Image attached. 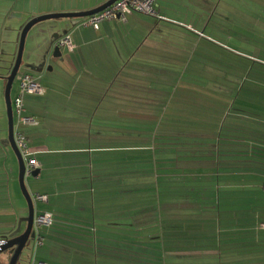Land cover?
<instances>
[{"label": "crops", "instance_id": "crops-1", "mask_svg": "<svg viewBox=\"0 0 264 264\" xmlns=\"http://www.w3.org/2000/svg\"><path fill=\"white\" fill-rule=\"evenodd\" d=\"M107 1L0 0V238L29 213L19 161L5 137L2 95L22 28L39 15L87 11ZM217 1L222 2L156 0L162 19L132 13L126 21L105 20L99 29L79 25L82 18L45 23L41 54L67 32L76 49L66 50L69 62L48 65L37 76L43 94L25 99V114L35 122L23 124L22 130L40 164L39 174L28 176L27 187L48 197L36 200L41 204L35 214L54 217L53 225L42 229V245L32 252L30 242V259L48 264H264V128L248 125L246 112L248 104H264L263 70L254 81L260 91L240 99L237 107L229 108V102L215 107L224 96L207 97L194 107V145L182 146L176 156L179 165L183 150L194 158L184 172L180 166L179 172L161 174L155 166L156 175L150 134H136L130 123L150 121L162 93L161 84H151L150 71L166 72V59L173 64L192 49L195 36L207 34L208 26L203 27L210 24ZM235 4L239 1L224 0L222 8ZM219 18L236 28L250 23ZM246 54L264 63L263 49ZM46 72L54 82L43 83ZM213 87L209 84L205 92L215 93ZM134 135L148 139L134 144ZM123 139L129 143L119 144ZM160 143L165 156L177 140L174 146L166 138ZM188 169L192 180L184 185ZM185 191L194 193V203L183 200ZM184 208L192 216L188 224Z\"/></svg>", "mask_w": 264, "mask_h": 264}, {"label": "rangeland", "instance_id": "rangeland-1", "mask_svg": "<svg viewBox=\"0 0 264 264\" xmlns=\"http://www.w3.org/2000/svg\"><path fill=\"white\" fill-rule=\"evenodd\" d=\"M236 1H239V4H235L234 7L229 8H222L224 0L219 5L218 1L215 2L218 7L212 9L214 16L210 24L203 27L208 26L206 29L207 34L204 37L195 36L196 41H194L192 49L177 56L173 64L166 59V72L150 71L151 84H161V103L154 105L151 109L152 113L149 122L133 120L130 123L135 126L134 132L136 134H150L154 172H156L155 166H157L161 174L169 173L175 169L179 172L180 166L182 167L181 171L184 172L185 166L188 168V164L192 163L194 158L192 159L185 150H183L182 158L180 159L181 165H179V158L176 161V156L179 155V150L182 146L186 149L185 147L194 145V107L202 103L203 99L224 96V101L220 103L215 101V107H222L224 104L226 105V102H229V108L231 106L235 108L238 106L240 99L253 97L257 95V91H260V87L254 81L261 70H263L264 75V63L260 60L251 59L246 53L264 50V0ZM214 10L216 11L214 12ZM196 11L197 8H194V13ZM240 11L246 12L253 19H247L248 16L246 18ZM222 15L230 16L238 22H243L242 19H245L250 21V23L246 25L240 23L242 27L238 26L239 28L231 27L227 23L220 21L219 16ZM48 21L50 22V20H47L36 24L39 25L38 28H35L36 30L31 29L26 37L23 61L13 83L12 97L19 84L20 74L27 72L37 77L45 68L47 71L48 65L57 67L58 63L66 64L69 62L70 57L66 50L62 51L61 57H54L50 50L51 44L42 54L40 53L39 48L46 47L47 34H45L46 31L43 28H45V23ZM219 42L228 43V47L224 48L225 46ZM262 58H264L263 55ZM46 73H48L47 78L42 79V81L45 80L43 83L47 80L54 82L55 78L53 75H50V80L48 77L49 72ZM163 84H165V88H163L164 86L162 87ZM209 84L214 85L212 90L215 93L205 92L206 89H209ZM262 90L264 92V88ZM163 94L166 95L165 101L163 100ZM2 95L4 104H6L5 89L2 90ZM246 112L248 115V125L256 123V126L264 128V104H258V106L248 104L246 105ZM154 113H156V116ZM143 123L146 124L144 128L142 127ZM7 127L5 137L8 139ZM165 138L168 142H173V146L175 145V140H177V144L173 148H167L169 150L164 156L160 141L162 142ZM133 139L134 144H140L142 141L148 139V136L134 135ZM124 140L120 141L119 144H122V142L129 143ZM10 152L17 161L14 151L11 149ZM161 157L164 158L161 159ZM186 173L185 177H183L184 185L185 182L190 183L192 180L191 174L193 170L188 169ZM155 174L157 175V172ZM167 175L169 176V174ZM28 182L29 178L27 176L26 184ZM30 190L31 195L36 194L32 193L34 192L32 189ZM191 192L185 191L183 200L194 203V193L191 194ZM40 204V202L35 201L36 211L37 205L39 206ZM183 213L184 224L190 223L192 216L189 210L184 208ZM22 258L27 261L28 259L30 260V251L25 249Z\"/></svg>", "mask_w": 264, "mask_h": 264}, {"label": "built area", "instance_id": "built-area-1", "mask_svg": "<svg viewBox=\"0 0 264 264\" xmlns=\"http://www.w3.org/2000/svg\"><path fill=\"white\" fill-rule=\"evenodd\" d=\"M132 13H141L158 19L163 18L158 12L156 0H117L107 8L95 14L83 17L79 25L99 29L102 22L105 20L119 19L121 21H126L128 15ZM55 45H58L61 49H65L68 52H73L76 49V44L71 32H67L58 37L55 41ZM44 91L43 85L35 75L27 72L19 75V88L16 96L12 100L14 111V138L25 161V176L31 175L33 171L40 166L39 162L34 158V152L29 147L27 136L22 130L23 124L35 122L34 117L25 114V99L29 95L43 94ZM32 198L34 201H46L48 199L47 195L39 193L34 194ZM53 223L54 217L52 213L44 212L35 214L33 224L35 236L33 239L34 244L32 245V252L42 245L44 241L42 229L44 227H51ZM5 243H7V238H0V247ZM30 260V264H48L35 259Z\"/></svg>", "mask_w": 264, "mask_h": 264}, {"label": "water", "instance_id": "water-1", "mask_svg": "<svg viewBox=\"0 0 264 264\" xmlns=\"http://www.w3.org/2000/svg\"><path fill=\"white\" fill-rule=\"evenodd\" d=\"M117 0H109L103 5L96 7L91 10L87 11H78V12H62V13H51L45 15H39L32 18L28 21L25 26L22 28L20 39H19V49L17 52V57L14 63V66L11 70V73L7 76V83L5 88V100L7 106V117H8V140L9 143L16 154V157L19 161V183L22 190V193L27 201L29 213L26 217H22L18 221L17 228L11 232L6 238L7 243L0 247V264H24L27 262L26 259L22 258L23 252L25 249H29L30 242L34 239V231H33V224H34V217H35V206L34 200L32 195L27 187L26 184V176H25V161L22 157V154L16 145L15 138H14V111H13V104H12V87L15 78L19 72V69L22 65L23 61V53L25 48L26 37L29 31L38 23L47 21V20H59L63 18H83L92 14H95L111 4H113ZM56 41V40H55ZM55 41L51 45V51L54 57H61L62 56V49L55 45ZM39 174V169H35L32 173L33 176H37ZM26 223V229L21 231L22 224ZM8 252L10 255L6 260H3L1 256Z\"/></svg>", "mask_w": 264, "mask_h": 264}]
</instances>
